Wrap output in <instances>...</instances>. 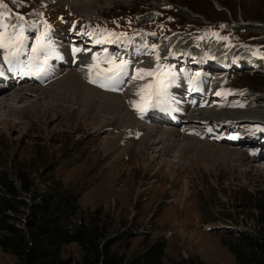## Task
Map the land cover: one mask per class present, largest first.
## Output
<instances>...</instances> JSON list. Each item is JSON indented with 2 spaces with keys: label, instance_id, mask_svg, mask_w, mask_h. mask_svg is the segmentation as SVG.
I'll list each match as a JSON object with an SVG mask.
<instances>
[{
  "label": "rangeland",
  "instance_id": "1",
  "mask_svg": "<svg viewBox=\"0 0 264 264\" xmlns=\"http://www.w3.org/2000/svg\"><path fill=\"white\" fill-rule=\"evenodd\" d=\"M90 1V12L76 13L69 11L61 1L2 0L0 7L6 10V15L8 6L26 22L31 20L28 25L30 29L39 32L40 36L45 34L41 42L43 48L47 43V33L52 29L40 21L52 19L55 15L59 22H64V18L73 14L78 23L94 29L83 33L86 37L84 46L94 51L110 48L125 52L132 45H127V39L135 43L144 34L149 45L145 41L143 43L147 48L154 49L166 34H181L180 37L185 35V39L192 40L194 45L204 48L217 46L216 51L224 50V53L236 48L241 53H249L252 59L264 61V44L260 43L263 36L258 37L255 33L237 30L227 24H259L264 19V0ZM176 3L188 18L174 12L173 5ZM149 9H159L160 16L143 23L140 15ZM150 20L153 22L149 23ZM50 22L57 24L52 20ZM180 37H176V40ZM235 53L236 57H241V54ZM146 54L161 62L170 58L169 63H179L171 57L173 55H161L156 49ZM28 55L30 59L34 54L29 52ZM237 59L234 58L232 65H236ZM189 67L199 72L212 71L211 66L202 64ZM254 68V65H250V68L239 71L231 67L227 70L228 78L224 76L220 81L227 78L226 84L219 90L228 95L219 100L221 106L230 102L238 106L242 103L243 109L251 111L230 116L238 122L230 125H236L234 130L244 122L247 123L243 128L249 130L253 124L251 119L264 118V72ZM156 73L153 77L159 79L160 73ZM63 76V72L59 71L54 82ZM233 84L244 88L249 94L238 97L233 90H241ZM43 95L45 93L40 92L28 97L29 100H38ZM252 95L254 100L250 98ZM3 96L0 94V98ZM62 100L48 96L38 100L41 106L44 104L43 107L61 104L42 114H39V110L35 112L28 108H14L8 112V108L1 105L0 169L10 165L11 168L27 167L33 171L34 181L39 188L53 179L60 180L65 189L76 193L82 213L95 214L107 224L109 236L132 229L135 236L130 239L129 248L125 249L127 256L136 251L145 236L149 235V240L157 237L165 240L162 260L167 264L182 259L192 260L195 264H238L221 243L220 233L235 226L253 228L260 218L259 210L254 206L260 205V201L264 206V158L258 159L249 155L247 148L230 145L231 148L218 140L206 142L209 141L206 138L199 141L187 138L173 140L176 145L170 155L156 157L149 162V157L155 156L154 153L148 150V157L140 155L138 143L131 145V142L125 141L116 122L96 130L100 119L110 114L101 112L92 122H88L87 117L78 111L69 114L70 106H66ZM247 100L249 106L244 103ZM25 104L27 102L23 100L16 102L18 106ZM259 125L260 132L264 133V123ZM153 133L147 142L158 140V132L155 130ZM240 140L242 138L236 142ZM133 141L137 142L138 139ZM253 143L256 149L264 147V140L260 142L259 137ZM108 147H112L111 153L105 152ZM145 162H148V168ZM113 247L117 248L118 245ZM81 255L82 251L76 243L63 246L64 258L74 262ZM15 261L14 255L0 248V264Z\"/></svg>",
  "mask_w": 264,
  "mask_h": 264
},
{
  "label": "trees",
  "instance_id": "2",
  "mask_svg": "<svg viewBox=\"0 0 264 264\" xmlns=\"http://www.w3.org/2000/svg\"><path fill=\"white\" fill-rule=\"evenodd\" d=\"M173 10L179 15L186 14L178 3L173 5ZM144 12L140 15L141 19L159 16L155 9ZM227 24L237 30L264 37V19L256 25L239 22ZM180 35L173 34L170 40ZM263 37L260 43L264 44ZM191 41L183 35L174 45L176 49H186L193 47ZM167 45L168 42L162 46V50H166ZM215 47H212L214 60L228 65L231 54L223 55ZM232 50L234 55L235 52L241 54L237 59L238 65L253 64L257 71L264 72V61L252 59L249 53H241L236 48ZM233 86L245 95L249 94L244 88ZM250 98L253 99L254 95ZM77 198L76 193L65 189L58 179L39 188L34 181L33 171L27 167L11 168L10 165L0 169V248L16 257L12 264H167L162 260L165 240L160 237L149 240L150 236L146 235L139 248L127 256L125 249L129 248L130 239L135 236L134 231L127 229L109 236L107 224L95 214L82 213ZM258 203L260 205L254 208L259 210L260 218L253 228L235 226L220 233L221 243L232 253L238 264H264V206L261 201ZM72 242L82 251L80 259L74 262L63 256V246ZM115 244L117 248L113 247ZM173 264L195 262L182 259L175 260Z\"/></svg>",
  "mask_w": 264,
  "mask_h": 264
},
{
  "label": "bare ground",
  "instance_id": "3",
  "mask_svg": "<svg viewBox=\"0 0 264 264\" xmlns=\"http://www.w3.org/2000/svg\"><path fill=\"white\" fill-rule=\"evenodd\" d=\"M50 1L63 2L68 7L69 11H72L74 13H76V11L90 12V8L92 6L90 0H48V2ZM0 31H3L6 36L9 34L8 27L0 29ZM55 47H64L70 50V56H62L61 59L72 65L73 68L66 72L63 77L56 79L55 82L53 81L47 83L46 87H41L40 83L38 82H42L43 80L49 78V73L47 70L41 75L32 76L27 81H23V79L21 78L19 80V83L24 84L17 86V79H15V76L21 63L16 64L15 67L12 68V70H9V65L3 61V55L5 53L0 54V71H2V75L9 74L10 76V80L0 82V94L4 95L0 98V111L2 105L4 106V108L5 106L8 108V112H10V109L14 108H18L19 110H21L22 108H28V110H34L35 112L39 110V114H42L49 111L50 109L61 106V104H52L53 106H50L51 108L46 106L43 107L44 104L41 106V103L38 100H41V98L46 99V97L48 96L52 97V99H63L62 101L67 104L66 106H70V108L68 109L69 114H73L78 111L79 113H82L87 117L88 122H92L96 118L97 114L101 112L108 113L110 114V116H104L102 119H100L101 122L96 130H98L100 127L112 125L114 122H116L117 127L119 126L122 130L124 137H121L124 138L125 141L131 142V145L138 143L137 151L140 155L148 157V150L154 153L155 156L149 155V162L155 160L156 157L170 155L171 149L174 145H176L174 142L177 141L176 139L184 140L187 138H192L193 140L199 141V139L195 138V136L186 135L185 133L180 132L176 127L160 126L157 123H151V125H148L140 120H137V118H135V115H133V112L127 108L121 95L111 92H104L87 84L89 73L84 69V67L86 66L85 60H91V58L94 56L93 52L87 51L88 48L83 49L79 44H77L75 48H72L70 46L63 45L62 42L58 41L54 43L53 46L47 47V51L51 56H53L52 50ZM76 48L81 49V51L74 53L73 49ZM56 49L58 51L57 55H62V51L58 48ZM142 49L143 44L139 41L133 45L131 51L128 54V57L131 59V67L135 70H146L147 68H150L151 63L142 58ZM100 56L102 57L103 55ZM20 60L22 61V56H20ZM79 66L81 67L80 70ZM219 72L223 71L220 70ZM224 76L225 75L219 76L215 74V76L209 77L206 75L204 77L205 80L201 81L200 86L204 91H209L211 90V88L213 90V86H215L218 81H221ZM136 88L138 89L139 85H136ZM40 92L45 93V95H43L38 100H29L30 98L28 96L37 95L40 94ZM19 93L21 95H19ZM212 93H214V90L212 91ZM18 100H23L24 102H27V104L18 106L16 105V102H18ZM219 102L221 101L211 100L208 105H206L205 109H200L189 114L186 117L187 120L185 121V123L195 122L198 118L205 119L206 122L212 120V125L215 126V130H217L220 126L223 125L238 124V122L232 120L230 116L244 115L251 112L247 109H243V107H241L242 103H239L240 106L236 105L234 102H230L226 106H221V103ZM212 104H214L213 107H210ZM168 108L172 109L173 107L169 105ZM16 113H18V111H16ZM1 115L2 114L0 113V116ZM83 115H81V117ZM250 121L264 122V118L254 117ZM170 122L176 124L173 121ZM79 129L80 128H76V130ZM155 130L159 134V136L157 135L158 138H156L158 140H151L147 142L148 138L154 134L153 132ZM213 133L214 130L210 131V134ZM136 139H138L137 142H132V140ZM230 147L232 148V146ZM111 150L112 147H108L105 152L111 153L109 152ZM260 158L263 159L264 155L260 156L258 159ZM145 167L148 168V162H145Z\"/></svg>",
  "mask_w": 264,
  "mask_h": 264
},
{
  "label": "snow or ice",
  "instance_id": "4",
  "mask_svg": "<svg viewBox=\"0 0 264 264\" xmlns=\"http://www.w3.org/2000/svg\"><path fill=\"white\" fill-rule=\"evenodd\" d=\"M0 6H2V0H0ZM2 16H3V13L0 12V17ZM19 19L22 20L23 17H20ZM6 27L8 26L0 22V29L6 28ZM12 27L14 28V31L11 34H8L7 36L5 35L3 31H0V50H6L5 54L3 55V61L9 65V70H12V68H14L16 64L23 63L20 60V56H21V49L24 47L25 39H26L24 36V29L22 26L14 25ZM109 35H113V34L109 33ZM44 38H45V34H42L41 36L37 37V44L32 47V52L34 55L30 57V59H35L39 55V53L43 50V45L41 42L44 40ZM79 51H81V49H78V48L73 49L74 53L79 52ZM93 60L94 61L96 60L95 56H93ZM127 64H128V61L121 60L119 64L115 65L116 71H114L113 75L108 77V79L116 80L117 83H119L118 78L123 75H127V72L125 71ZM91 67L92 66L90 65L89 68ZM109 71H112V70L109 69ZM136 71L137 73H143V75L133 76L132 77L133 79H144L145 75L146 76L157 75L155 70L137 69ZM0 75H2V71H0ZM161 75H170L172 77H175L174 72L161 73ZM89 82L93 84L97 83V81L95 79H91V77L89 78ZM99 86L107 87V85L105 84H100ZM167 87L168 85L164 83L163 80H160L156 83L155 91L150 92V95H156L157 97L161 95H166ZM146 89L147 90L153 89V84L149 83L139 90L137 95H141L142 100H145V97L142 95V93H144ZM112 90H116L115 87ZM242 106L243 105H241V107ZM133 107L136 108L137 111L141 113L146 111L145 107H142L136 102H133Z\"/></svg>",
  "mask_w": 264,
  "mask_h": 264
}]
</instances>
